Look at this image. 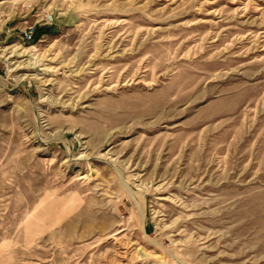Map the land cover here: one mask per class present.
<instances>
[{
  "label": "rangeland",
  "instance_id": "obj_1",
  "mask_svg": "<svg viewBox=\"0 0 264 264\" xmlns=\"http://www.w3.org/2000/svg\"><path fill=\"white\" fill-rule=\"evenodd\" d=\"M0 264H264V0H0Z\"/></svg>",
  "mask_w": 264,
  "mask_h": 264
},
{
  "label": "built area",
  "instance_id": "obj_2",
  "mask_svg": "<svg viewBox=\"0 0 264 264\" xmlns=\"http://www.w3.org/2000/svg\"><path fill=\"white\" fill-rule=\"evenodd\" d=\"M55 19V16L52 12L46 13L42 17V24H51L53 20ZM37 22H31L25 19L23 21V26L19 29V34L21 36V39L24 42H32L34 41L35 34L37 31Z\"/></svg>",
  "mask_w": 264,
  "mask_h": 264
}]
</instances>
